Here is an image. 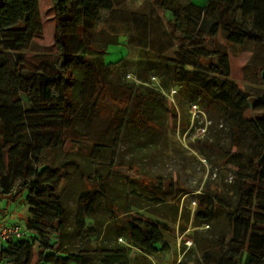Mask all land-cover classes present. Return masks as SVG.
Returning <instances> with one entry per match:
<instances>
[{
  "label": "trees",
  "instance_id": "obj_1",
  "mask_svg": "<svg viewBox=\"0 0 264 264\" xmlns=\"http://www.w3.org/2000/svg\"><path fill=\"white\" fill-rule=\"evenodd\" d=\"M50 2L56 53L26 67L23 54L41 21L39 0H0V198L18 199L27 214L22 224L25 236L0 245V264H129L132 248L150 257L165 254L169 245L164 234L182 211L178 200L173 203L174 191L161 174L155 175L147 200L141 194L145 185L131 179L128 220L123 226L115 224L110 180L116 161L113 153L106 156L108 148L100 141L84 145L82 170H90L85 174L95 178L98 187L77 195L70 235L79 238L81 246L71 250L63 241L67 209L61 181L67 171L61 172L58 154L66 134L81 123L89 125L100 100L110 93L105 79L109 64L103 58L104 68L90 64L93 50L82 32L92 33L101 13L111 12L114 2ZM158 4L171 26L167 34L177 46L167 55L148 59L135 73L138 81L128 85L126 100L139 102L146 96L139 90L144 87L148 99L159 100L163 109L149 100L147 108L138 103L130 109L124 106L113 145L132 138L137 148L157 146L161 141L154 128H164L170 90L188 89L198 101L190 95L185 101L194 99L195 105L201 100L219 105L226 126L222 135L228 141L227 149H221L222 159L234 168H228L229 178H218L212 194L198 193L195 219L210 228L200 242L194 238L199 261L264 264V114L247 116L248 110L264 112V0H207L204 7L189 0ZM219 33L228 44L251 53L243 67L245 88L231 79L229 55L217 41ZM171 113L175 114L172 107ZM95 166H107L104 175ZM166 204H171V211L165 210ZM100 212L108 215L106 226L96 223ZM5 221L0 219V225Z\"/></svg>",
  "mask_w": 264,
  "mask_h": 264
},
{
  "label": "rangeland",
  "instance_id": "obj_2",
  "mask_svg": "<svg viewBox=\"0 0 264 264\" xmlns=\"http://www.w3.org/2000/svg\"><path fill=\"white\" fill-rule=\"evenodd\" d=\"M159 1L113 0L114 9L111 12L101 13V19L95 24L92 33L82 32L86 43L93 50L88 55L90 64L99 68L102 65L101 58L109 64L105 70L107 74L105 79L110 82V93L100 100L89 125L84 126L81 123L77 125L78 129L73 133L66 134L67 139L58 154L57 164H63L61 172L63 173L65 169L67 171V178L61 181L62 197L67 209L63 241L71 250H77L81 246V240L70 235L73 234L72 225L77 195L83 189L91 190L98 187L95 178L92 179L85 174L90 170H82L86 166L83 165L87 153L84 145L87 142L100 141L108 148L106 156L111 157L113 153L116 161L110 180V194L113 197L111 199H114L111 202L113 212L110 215L115 216V224L123 226L128 220V212L125 213V211L131 206V200L133 201L132 192L128 187L131 179H135L140 185H145L141 194L148 200L147 195L152 187V178L161 174L165 179V185L174 191L173 203L178 200L179 208L182 209L176 221L169 222V230L164 234L169 251L150 257L132 248L128 253L129 264H200L198 242L201 241V237L209 235L210 228L195 219L197 205L200 203L198 193L212 194L218 178H229L228 168H234L233 165H226L222 159L221 149H227L228 141L222 135L226 126L220 120L221 107L208 100H201L197 105L194 104V99L190 102L185 101L189 95L196 98V95L191 94L188 89L187 92L170 90L167 96L170 110H168L164 128H161L159 132H157L159 127L154 128L156 135H160L161 142L157 146L137 148L132 138L120 143V146L113 145L118 129L115 128L121 121L124 106L130 109L138 103L147 108L149 100L158 103L159 108L162 107L159 100L152 97L148 99V89L144 87L139 90L146 96L139 102L132 101L130 104L126 100L128 85L133 79L138 81L135 73L140 72V69L148 64V59L167 55L177 46V42L167 34L171 26L163 9L158 6ZM186 1L178 0L180 3H186ZM189 1L200 7H204L207 3V0ZM39 8L40 25L34 30L30 45L23 54L26 67H34L41 57H53L56 53L53 42L54 13L50 0H39ZM113 40L118 42L113 43ZM217 41L224 45L229 55L232 81L240 88H245L247 81L244 78L243 67L251 56L250 51L240 50L228 44L223 40L221 33L218 34ZM102 68H104L103 65ZM142 74L147 75L148 71H143ZM195 101H198L197 98ZM171 107L175 112L174 115L171 113ZM263 114L264 112L247 111L248 117H259ZM132 116H134L133 113ZM109 145L111 147H108ZM66 160H68L66 163L61 162ZM104 167L98 166L96 169L104 175L107 166ZM90 175L92 176L93 173L91 172ZM171 208H173L171 204H166L165 210L171 211ZM25 210L26 208L18 199L11 201L0 198V219L2 220L6 219L8 222L22 225L27 218ZM107 218L108 215L105 212H100L96 216V223L106 226ZM194 238L198 242H195ZM118 241L120 242L119 239Z\"/></svg>",
  "mask_w": 264,
  "mask_h": 264
},
{
  "label": "built area",
  "instance_id": "obj_3",
  "mask_svg": "<svg viewBox=\"0 0 264 264\" xmlns=\"http://www.w3.org/2000/svg\"><path fill=\"white\" fill-rule=\"evenodd\" d=\"M26 234L23 225L14 222H4L0 225V245L12 238H21Z\"/></svg>",
  "mask_w": 264,
  "mask_h": 264
}]
</instances>
